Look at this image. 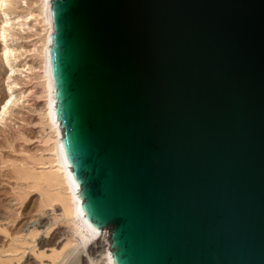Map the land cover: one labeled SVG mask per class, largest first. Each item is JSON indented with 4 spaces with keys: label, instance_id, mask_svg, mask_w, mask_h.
I'll return each mask as SVG.
<instances>
[{
    "label": "water",
    "instance_id": "water-1",
    "mask_svg": "<svg viewBox=\"0 0 264 264\" xmlns=\"http://www.w3.org/2000/svg\"><path fill=\"white\" fill-rule=\"evenodd\" d=\"M61 148L113 264H264V0H52Z\"/></svg>",
    "mask_w": 264,
    "mask_h": 264
},
{
    "label": "rangeland",
    "instance_id": "rangeland-1",
    "mask_svg": "<svg viewBox=\"0 0 264 264\" xmlns=\"http://www.w3.org/2000/svg\"><path fill=\"white\" fill-rule=\"evenodd\" d=\"M36 1L15 0L14 3L17 15L21 16L19 20L15 19L13 26L21 55L18 65L21 74L16 76L19 83L16 102L0 122V264H67L66 254L70 250L66 249L58 258L52 259V247L40 244L42 237H49L48 228L51 232L64 224L60 222L64 218L63 206L45 202L46 192L50 190L47 183L36 185L35 180L23 176L27 172L40 176L53 170L50 168L53 157L45 142L50 129L43 115L44 79L36 51L41 27L34 19L24 17L28 8H36ZM2 14L0 6V32L4 23ZM3 46L0 40V107L7 97ZM84 255L89 259L86 253Z\"/></svg>",
    "mask_w": 264,
    "mask_h": 264
},
{
    "label": "bare ground",
    "instance_id": "bare-ground-1",
    "mask_svg": "<svg viewBox=\"0 0 264 264\" xmlns=\"http://www.w3.org/2000/svg\"><path fill=\"white\" fill-rule=\"evenodd\" d=\"M0 1L1 11L3 12L2 15L4 16V23L0 32V40L4 45L2 63L7 69V97L0 107L1 122L4 120L17 99L16 89L19 83L17 82L16 76L21 74V69L18 67L21 62V55H19L15 43V40L17 39L13 33V26L15 19L19 20L21 16L17 15L14 5L15 0ZM51 1L52 0H37L35 3L36 8H33L32 6V8H28L25 11L26 14L24 17L26 20L34 19L41 27V37L36 43V51L40 58L41 72L44 79L42 96L45 98V113H43V115L50 129L47 133V137H45V142L49 145L48 149L51 151L53 157L52 162L50 163V168L53 170L50 169V171H46V173H42L40 176L31 175L28 172H22V174L24 173V179L32 178V180H35L36 185L43 182L47 183L50 190L46 192L47 198L45 202L48 201L47 204L52 206L53 203H60L63 206L64 218L62 217L63 219L60 220V222H64V224L59 225L57 229H54L51 232L48 228L47 235L49 237H42L40 240L42 246L52 247V259L58 258L66 249L68 250L70 248L66 254L67 264H80L81 261L83 264H113L111 250L107 239L109 235L108 230L98 232L87 224L80 208L81 202L77 196L78 190L71 179L70 168L65 164L63 158L61 148L63 130L54 116L53 90L49 63L50 36L53 28L50 12ZM31 185L32 184H30V186ZM36 185L35 187H37ZM65 219L66 221H64ZM85 253L89 256V259L85 257ZM41 255L44 256L43 254Z\"/></svg>",
    "mask_w": 264,
    "mask_h": 264
}]
</instances>
